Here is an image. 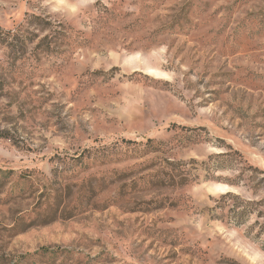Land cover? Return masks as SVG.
Returning <instances> with one entry per match:
<instances>
[{
    "label": "rangeland",
    "instance_id": "rangeland-1",
    "mask_svg": "<svg viewBox=\"0 0 264 264\" xmlns=\"http://www.w3.org/2000/svg\"><path fill=\"white\" fill-rule=\"evenodd\" d=\"M0 264H264V0H0Z\"/></svg>",
    "mask_w": 264,
    "mask_h": 264
}]
</instances>
